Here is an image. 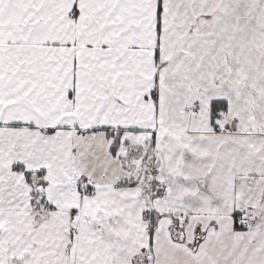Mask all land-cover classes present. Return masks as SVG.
Here are the masks:
<instances>
[{
	"label": "snow or ice",
	"instance_id": "obj_1",
	"mask_svg": "<svg viewBox=\"0 0 264 264\" xmlns=\"http://www.w3.org/2000/svg\"><path fill=\"white\" fill-rule=\"evenodd\" d=\"M0 264H264V0H0Z\"/></svg>",
	"mask_w": 264,
	"mask_h": 264
}]
</instances>
